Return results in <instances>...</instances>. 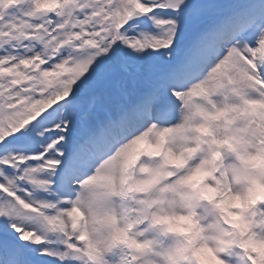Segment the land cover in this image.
<instances>
[{"label": "snow or ice", "instance_id": "snow-or-ice-1", "mask_svg": "<svg viewBox=\"0 0 264 264\" xmlns=\"http://www.w3.org/2000/svg\"><path fill=\"white\" fill-rule=\"evenodd\" d=\"M0 264H264V0H0Z\"/></svg>", "mask_w": 264, "mask_h": 264}]
</instances>
